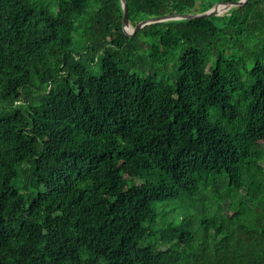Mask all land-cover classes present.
Returning <instances> with one entry per match:
<instances>
[{
    "label": "trees",
    "instance_id": "obj_1",
    "mask_svg": "<svg viewBox=\"0 0 264 264\" xmlns=\"http://www.w3.org/2000/svg\"><path fill=\"white\" fill-rule=\"evenodd\" d=\"M196 1L125 0L131 23ZM122 21L0 0V264H264V0Z\"/></svg>",
    "mask_w": 264,
    "mask_h": 264
},
{
    "label": "rangeland",
    "instance_id": "obj_2",
    "mask_svg": "<svg viewBox=\"0 0 264 264\" xmlns=\"http://www.w3.org/2000/svg\"><path fill=\"white\" fill-rule=\"evenodd\" d=\"M216 4H218V3H216ZM214 6L211 9H213ZM201 7H202V0H197L196 4H195V7L192 10V14L196 15L201 10ZM223 7H224L223 5L219 4L220 11L218 13V16H221V15L227 13L228 10L227 9H222ZM44 18L49 22L50 18H49V16L47 14L44 15ZM139 23H131V22H129L128 32H132L134 30V28L136 27V25L139 24ZM244 44H245L246 47H249L251 45V42L249 40L244 39ZM262 164H264V161L262 162ZM123 166H124L123 167V171H122L121 175L117 178V180L115 182V186L113 188L112 196H116L120 192H122L130 182H133L135 184L141 183V181H139V179H134L133 178L132 166L130 164H124ZM186 208L187 207L184 204H181V203H176L175 204V203H172V202H169L167 204H163V205L160 206V210L168 213V216L166 218L167 219L166 222L167 221H173L175 223H177L180 219H182L185 216L186 213H189V214H194L195 213L194 211H195L196 208L184 211V209H186ZM157 223H159L160 225H163L165 222L157 220Z\"/></svg>",
    "mask_w": 264,
    "mask_h": 264
},
{
    "label": "water",
    "instance_id": "obj_3",
    "mask_svg": "<svg viewBox=\"0 0 264 264\" xmlns=\"http://www.w3.org/2000/svg\"><path fill=\"white\" fill-rule=\"evenodd\" d=\"M249 0H238L234 3L224 4V3H218L214 6L213 9L208 10L205 13L202 14H186V15H165L162 17H155L151 18L145 21L140 22L136 25L134 30L132 32H128V26H129V20H128V11H127V5L125 0H120L121 7L123 11V21H122V29L128 36H133L139 29L143 28L146 25L152 24V23H161L166 21H174V20H191V19H198V18H205V17H211L216 16L219 13V4L224 6V9H231L232 7H240L245 5Z\"/></svg>",
    "mask_w": 264,
    "mask_h": 264
},
{
    "label": "bare ground",
    "instance_id": "obj_4",
    "mask_svg": "<svg viewBox=\"0 0 264 264\" xmlns=\"http://www.w3.org/2000/svg\"><path fill=\"white\" fill-rule=\"evenodd\" d=\"M222 9H224V7ZM219 11H220V9H219Z\"/></svg>",
    "mask_w": 264,
    "mask_h": 264
}]
</instances>
